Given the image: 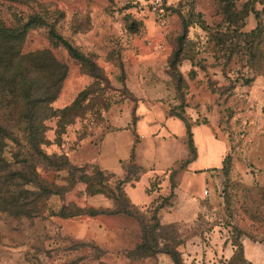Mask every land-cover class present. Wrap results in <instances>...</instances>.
Returning a JSON list of instances; mask_svg holds the SVG:
<instances>
[{
  "label": "rangeland",
  "instance_id": "374dc122",
  "mask_svg": "<svg viewBox=\"0 0 264 264\" xmlns=\"http://www.w3.org/2000/svg\"><path fill=\"white\" fill-rule=\"evenodd\" d=\"M33 16L47 25L25 30L19 56L0 33V264H176L169 251L180 264H254L246 249L264 251V0H0V31L20 33ZM51 28L86 59L58 46ZM44 51L68 70L51 104L36 100L51 83L46 61H34ZM150 115L206 125L226 144L225 163L189 175L180 164L169 175L187 141L154 143L142 131L138 163L163 171L143 194L127 186L136 209L120 196V209L135 217L102 219L115 234L109 248L77 238L86 223H55L50 214L63 204L74 211L119 195L116 177L92 201L74 182L83 170L95 174L108 133ZM65 155L75 177L62 168ZM129 170L132 180L141 176ZM160 195L162 209L148 205Z\"/></svg>",
  "mask_w": 264,
  "mask_h": 264
},
{
  "label": "crops",
  "instance_id": "0c3cea01",
  "mask_svg": "<svg viewBox=\"0 0 264 264\" xmlns=\"http://www.w3.org/2000/svg\"><path fill=\"white\" fill-rule=\"evenodd\" d=\"M162 119H155L154 116L150 115L145 118L143 121H139L137 124L135 122V125L131 128L124 129L122 131H114L111 133H108L102 140L101 147L97 156L96 160V167L100 171L108 173V174H115L117 180H123L125 178L126 172L125 167L131 160L132 152L134 150L135 152V159L136 163L143 167L145 170V173L140 176V179L138 181H132L129 183H126L124 185V191L128 195L130 192L126 189L127 186L131 187V191H137V194H143L141 191L144 189L146 185L149 184L150 188V182L154 178V181L158 178L160 173L163 170H156L153 166H142L138 163L137 160V152L139 148L143 145V142H140V136L143 137L144 140L147 139L145 137L143 132H146L149 137L154 141V143H160L162 141H173V142H179V143H186L187 141V127L185 123L179 119L178 117H168L167 115L162 116ZM154 123L158 125H154ZM176 127H179V129H175ZM143 131V132H142ZM192 132L194 134V141L197 148V158L195 161L191 162L190 164L186 165L185 169L182 170L181 175H189L192 172H196L197 170H202L206 172H213V169H218L223 161V156L226 153L227 146L224 142L218 141L216 137L214 136L212 130L208 128L206 125H200V126H193ZM201 147L203 148V155L200 153ZM188 150V151H187ZM187 150H185L186 156L181 159L174 162L173 166L168 168L167 170L176 167L179 163L184 162L186 159H188L189 156V149L187 147ZM216 154V163L211 164L209 163V160L212 158L214 153ZM203 157H206V160H208L205 165L199 164L201 162V159ZM209 166H215V168H207ZM165 170V171H167ZM152 174V177L149 175ZM160 177V176H159ZM161 183V182H160ZM158 184V188L155 192H151V190L148 191V194H158V189L161 188V184ZM130 184V185H129ZM137 185V186H136ZM155 189V188H154ZM104 194H99L95 196H89L90 200H97L101 197H104ZM158 197V196H157ZM156 197V198H157ZM106 198V197H105ZM156 198L152 200V202L148 205H151ZM130 199V198H129ZM108 201L107 204L98 205V204H89L88 207H92L95 209H114L115 208V201L113 202L110 198H106ZM135 205V204H134ZM139 206V205H137ZM87 206L81 207V208H88ZM106 217H112V216H99L96 218H87L86 221H83L84 218L80 219H61L58 217H52L55 223H62L60 225H64L65 223H71L74 222L73 220L77 221L75 223H86V226H82L84 229V234L76 233V236L81 241H94L95 243L108 247L110 240L115 235L113 231H111V228L102 227V219ZM90 226V227H89ZM82 227L77 226L80 230H82ZM86 229V231H85ZM105 240V241H102ZM112 247V246H111ZM109 248V247H108ZM111 249V248H110ZM252 255L251 257L248 255L247 249V258L251 263L256 264L257 261H261V257L259 253H263L264 251L258 247H251Z\"/></svg>",
  "mask_w": 264,
  "mask_h": 264
},
{
  "label": "trees",
  "instance_id": "16d2710c",
  "mask_svg": "<svg viewBox=\"0 0 264 264\" xmlns=\"http://www.w3.org/2000/svg\"><path fill=\"white\" fill-rule=\"evenodd\" d=\"M228 14H230V11H227V15ZM245 15L248 16L249 13L246 12ZM46 23L47 22L43 18H41L39 16H33L28 20L26 25H24V27L21 29L20 33L18 30H1L0 33H1L3 39H6V41H13L12 45L11 44L7 45L8 50L11 51V58H13L14 55H17V56L20 55L19 52L16 54L14 52V55H13V51L22 42V37L26 33L25 30L32 25L46 26L47 25ZM201 27L204 28L205 26L202 24ZM50 35L56 41V44L58 46H63L74 59H77V60L86 59V56H84L69 40L65 39L63 36L56 33V31L53 28L50 29ZM34 56H35L34 61L37 65L39 64V62L41 60L46 61V64L48 65L50 76H51V79H50L51 83H50V86L45 90L44 96H37L38 93H36V92L33 94V96H37L36 100L41 101V103H43L46 100V101H48V104H51L53 101H55L57 99V96L60 93L63 81L65 80V78L67 76V71H68L67 67H66V65L61 64L59 61H57L56 58L49 51L37 52V53H35ZM19 77L23 78L25 80L26 79L25 72H21ZM16 89L13 91L20 92L21 94L23 93V89L22 90H19V89L16 90ZM177 117L179 119H181L187 127V147L189 149V156H188V159H186L184 162H181L178 164V165L184 164L183 168H181L179 170V171H182L185 169L186 165L195 161L197 158V148L195 145L194 134L192 132V128L195 125L200 126L201 124L199 122L192 124V123L188 122L184 117H181V116H177ZM23 121H25L26 124H30V123H32L33 119L24 118ZM4 132H5L4 127L2 125H0V133H4ZM225 161H226V159H224L223 163H225ZM132 166H134L138 171H141V175L145 173V170L143 169V167L139 166L136 163L134 150L132 152L130 162L125 167V172H126L125 178L123 180H117V182H116V184H117L116 189L119 190V195L115 196L113 194V192L108 191V193H109V194H107L108 197L115 200L116 205H115L114 209H110V210L106 209L105 210V209H95L92 207H88V208L76 207L75 210L73 211L69 205L63 204L62 206H60V208L57 211H52L50 216L51 217H58L61 219L96 218L99 216H120V215L135 217L134 214L131 212V209L132 208L136 209L137 206L134 205L133 203H131L128 195L124 191V185L126 183H129L132 181H138L140 179V176H138L134 180L131 179V173L129 172L130 171L129 168ZM176 167L167 170L166 173L171 175L172 172L176 171ZM62 168H66L67 170H69V175L75 177L74 172H75L76 168L71 166L69 157L67 155L62 157ZM81 169H84V168H81ZM94 170H95V174L91 175V176H89V174L83 170L82 176L80 178L75 179L74 184L85 185L86 186V193L88 194V196H95V195H99V194L105 195V193L103 191L104 186H102L103 183L105 182L106 178H115L116 175L112 174V173L108 174V173L102 172L98 168H94ZM222 170L224 172H227L225 166L222 167ZM212 171H217V169H213ZM174 189H175V187H173V185H171V188H170V194L171 195L174 193L173 192ZM50 195H51V197H53L54 195H59V194H56V193L53 194L52 192H50ZM162 197L163 196L160 195L158 197V199L152 203V204L157 203V206L159 207V209H162V206L160 203V198H162ZM169 197H171V196H169ZM120 198H121L120 201H122V202L125 201L127 206L128 207L130 206L131 209L125 208V207L120 209V205H121V203L119 201ZM165 199H167V197ZM93 245H94L93 246L94 248H96L98 251H101L99 249V246H97L94 243H93ZM239 247H240L241 253L244 254L243 245H239ZM136 248H137L136 249L137 251L145 248L144 237H142V243L139 244ZM168 253H169V255H171V257L173 258V260L175 261L176 264H180V262L176 258L175 253H173L171 251H169ZM71 263H73V262H71ZM71 263H68V264H71ZM101 264H104V263L102 262Z\"/></svg>",
  "mask_w": 264,
  "mask_h": 264
}]
</instances>
